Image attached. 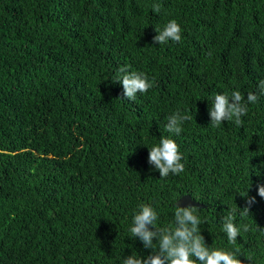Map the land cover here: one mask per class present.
I'll return each mask as SVG.
<instances>
[{"label": "trees", "instance_id": "1", "mask_svg": "<svg viewBox=\"0 0 264 264\" xmlns=\"http://www.w3.org/2000/svg\"><path fill=\"white\" fill-rule=\"evenodd\" d=\"M172 19L181 41L153 44ZM123 65L153 83L135 101L122 100ZM262 79L264 0H0V264L147 257L130 233L140 203L157 227L197 205L207 246L264 264V96L241 126L209 116L216 94L246 98ZM177 110L192 119L169 134ZM161 136L179 146V175L148 163ZM246 196L256 202L241 216ZM229 210L250 226L235 244Z\"/></svg>", "mask_w": 264, "mask_h": 264}, {"label": "clouds", "instance_id": "2", "mask_svg": "<svg viewBox=\"0 0 264 264\" xmlns=\"http://www.w3.org/2000/svg\"><path fill=\"white\" fill-rule=\"evenodd\" d=\"M152 10L159 13L161 5L154 3ZM155 32L153 44L164 45L169 41L178 43L182 39L181 26L175 19L169 20L163 28H155ZM117 82L122 84V100L128 101H135L138 93H147L153 87V83L145 73L130 71L128 65L119 68ZM260 96H264V79L258 83V92L249 91L246 98L240 90L232 91L230 94H216L209 108L210 126L219 127L222 122L233 120L237 126H241L243 124L241 118L247 115L248 105L257 103ZM166 119V132L179 135L183 131V123L191 120L192 116L177 110ZM148 151V163L159 172L160 178H166L169 174L179 175L184 171L185 165L181 162L183 156L171 136H161L159 142L148 148ZM257 194L264 198V184L257 185ZM255 202V197L246 196L244 208L241 210L237 207L241 216L250 215V209ZM174 207L172 224L157 227L156 209L151 204L138 205L130 233L134 239L139 238L144 249L151 250V254L142 257L133 252L132 255L123 258V264H242L236 252L206 245L200 229L201 209L197 205ZM235 221L236 214L231 210L222 217L221 221L222 231L230 244L237 242L242 231L244 233L250 231L248 224L237 226Z\"/></svg>", "mask_w": 264, "mask_h": 264}]
</instances>
